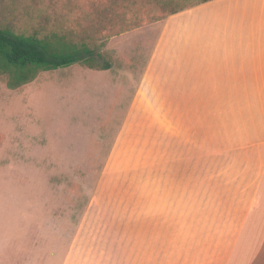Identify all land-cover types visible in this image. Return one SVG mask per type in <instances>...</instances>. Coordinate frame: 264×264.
Returning <instances> with one entry per match:
<instances>
[{
  "label": "crops",
  "instance_id": "obj_1",
  "mask_svg": "<svg viewBox=\"0 0 264 264\" xmlns=\"http://www.w3.org/2000/svg\"><path fill=\"white\" fill-rule=\"evenodd\" d=\"M153 34L113 85L108 141L149 122L150 162L95 191L61 264H264V0H207Z\"/></svg>",
  "mask_w": 264,
  "mask_h": 264
},
{
  "label": "rangeland",
  "instance_id": "obj_2",
  "mask_svg": "<svg viewBox=\"0 0 264 264\" xmlns=\"http://www.w3.org/2000/svg\"><path fill=\"white\" fill-rule=\"evenodd\" d=\"M201 2L0 0V29L91 51L14 89L0 74V264H61L95 191L149 164V122L108 144L126 106L113 85L141 67L159 20Z\"/></svg>",
  "mask_w": 264,
  "mask_h": 264
},
{
  "label": "trees",
  "instance_id": "obj_3",
  "mask_svg": "<svg viewBox=\"0 0 264 264\" xmlns=\"http://www.w3.org/2000/svg\"><path fill=\"white\" fill-rule=\"evenodd\" d=\"M90 52L88 48L78 50L64 44L59 47L44 38L0 29V74L6 75V85L10 89L31 81L40 70L66 67L80 60L87 61L89 57L82 53Z\"/></svg>",
  "mask_w": 264,
  "mask_h": 264
}]
</instances>
